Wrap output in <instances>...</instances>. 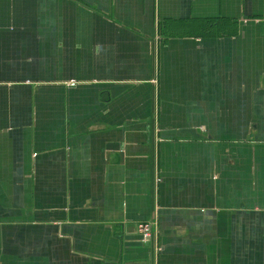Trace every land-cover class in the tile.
I'll list each match as a JSON object with an SVG mask.
<instances>
[{
	"label": "crops",
	"instance_id": "1",
	"mask_svg": "<svg viewBox=\"0 0 264 264\" xmlns=\"http://www.w3.org/2000/svg\"><path fill=\"white\" fill-rule=\"evenodd\" d=\"M0 264H264V0H0Z\"/></svg>",
	"mask_w": 264,
	"mask_h": 264
},
{
	"label": "built area",
	"instance_id": "2",
	"mask_svg": "<svg viewBox=\"0 0 264 264\" xmlns=\"http://www.w3.org/2000/svg\"><path fill=\"white\" fill-rule=\"evenodd\" d=\"M76 83V80H71L69 82L70 85H75ZM138 232L141 235L142 241H144L145 243L155 242V240L157 239L156 227L153 221L139 223ZM155 248L157 251L160 250L158 245H155Z\"/></svg>",
	"mask_w": 264,
	"mask_h": 264
},
{
	"label": "rangeland",
	"instance_id": "3",
	"mask_svg": "<svg viewBox=\"0 0 264 264\" xmlns=\"http://www.w3.org/2000/svg\"><path fill=\"white\" fill-rule=\"evenodd\" d=\"M155 79V78H154ZM157 80V79H156ZM156 80H155V82H156Z\"/></svg>",
	"mask_w": 264,
	"mask_h": 264
}]
</instances>
